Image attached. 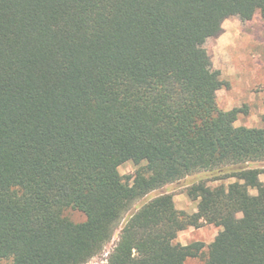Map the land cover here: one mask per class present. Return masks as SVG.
<instances>
[{
    "label": "trees",
    "instance_id": "16d2710c",
    "mask_svg": "<svg viewBox=\"0 0 264 264\" xmlns=\"http://www.w3.org/2000/svg\"><path fill=\"white\" fill-rule=\"evenodd\" d=\"M256 14L264 0H0V264H86L116 230L102 264H185L205 245L177 235L203 224L221 229L202 264H264V125L219 106L205 46ZM197 172L195 212L171 193L132 210Z\"/></svg>",
    "mask_w": 264,
    "mask_h": 264
},
{
    "label": "rangeland",
    "instance_id": "374dc122",
    "mask_svg": "<svg viewBox=\"0 0 264 264\" xmlns=\"http://www.w3.org/2000/svg\"><path fill=\"white\" fill-rule=\"evenodd\" d=\"M205 46L212 57L213 68L221 73V79L228 83V87H222L217 91L219 106L223 109L232 107L244 110L238 116L235 126L261 127L264 125V21L259 14L242 22L237 16H231L223 22V31L216 38L207 40ZM253 167L263 168L264 162H257ZM119 172L126 177L135 170L132 161L122 163ZM207 172H197L174 182L165 184L142 199L138 200L132 210L140 207L153 197L161 193L173 194L175 205L184 213H192L197 210V201H192L186 194L192 184L210 178ZM260 179L264 181V172L260 173ZM231 178L219 179L208 182L214 186L218 183H228ZM252 194L256 193L251 189ZM64 214L73 221H81L85 216L68 208ZM219 226L203 224L198 228L190 227L181 230L176 241L183 245L195 241L204 243L203 254L197 258H188L185 264H202L207 254V245L214 239ZM118 238V230L108 243L105 251L113 248ZM106 252L89 260L86 264H102L106 261Z\"/></svg>",
    "mask_w": 264,
    "mask_h": 264
}]
</instances>
